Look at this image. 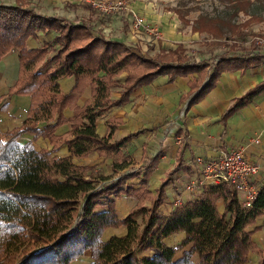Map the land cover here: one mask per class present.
Returning <instances> with one entry per match:
<instances>
[{"label": "trees", "instance_id": "16d2710c", "mask_svg": "<svg viewBox=\"0 0 264 264\" xmlns=\"http://www.w3.org/2000/svg\"><path fill=\"white\" fill-rule=\"evenodd\" d=\"M228 1L235 11L251 3ZM82 5L88 16L76 14L69 19L40 13L35 5H24L21 0L0 3V60L15 50L19 68L5 96L30 97L21 124L0 130V264H71L87 251L90 264H244L250 251L259 255L258 264H264L263 250L251 239L252 231L246 229L264 214V182L257 186L248 207L241 205L230 182H221L198 186L193 199L170 205L165 215L159 206L171 172L155 192L146 188V178L158 156L148 158L149 163L142 162L139 168L144 172L137 187L127 185L126 181L142 170H135L132 159L124 154L137 133L112 140L121 123L116 117L105 121L107 136L96 132L97 120L108 108L127 102L136 87L157 75H168L172 80L195 73L187 103L191 104L208 91L221 70L264 62V49L231 56L227 47L212 68L187 57L181 45L171 52L145 57L132 46L97 32L96 23L103 22L101 14L88 4ZM215 19L200 16L192 31H213L211 27L200 28V21L216 22L213 26L217 32L222 27L236 29L231 19L227 26L226 22L221 24L222 19ZM48 31L56 33L51 40L27 48L28 38ZM216 33L211 34L217 37ZM69 76L73 85L62 92L58 80ZM86 86L91 89L90 98L79 105L77 100ZM113 88H119L117 98H111ZM263 90L264 81L237 98L224 115ZM4 106L0 101V109ZM65 107L72 109L68 118L62 113ZM67 121L71 129L56 134L55 129ZM24 133H32L33 140H20ZM38 137L47 139L51 148H36L33 141ZM62 145H66L67 154L52 155ZM90 152L112 160L110 174L95 173L73 159ZM122 169L126 172L114 179ZM123 195L135 197L138 204L120 217L115 201ZM218 200L223 202L222 211L217 208ZM119 226H125L124 234L103 239L107 228ZM179 232L184 237L175 247L163 241ZM178 251L181 255L176 257ZM193 254L198 255L197 263L192 261Z\"/></svg>", "mask_w": 264, "mask_h": 264}, {"label": "crops", "instance_id": "0c3cea01", "mask_svg": "<svg viewBox=\"0 0 264 264\" xmlns=\"http://www.w3.org/2000/svg\"><path fill=\"white\" fill-rule=\"evenodd\" d=\"M152 1L155 0H140L139 4L134 7L137 9L136 11L141 14L144 13L142 16L147 22L155 23L157 27L160 26L158 27L160 35H154L149 31L142 32V29L137 33L129 32V19L122 11L121 15H124L125 18L119 22L122 23V26L123 23L126 25L124 32L116 33L119 31H115L112 36L106 37L132 46L134 50L145 57L171 52L178 45H181L183 54L187 57L198 63L206 62L212 68L217 62L218 56L212 59L199 56L201 52L199 50L197 52L192 44L186 42L190 37L189 34L182 35L176 32L174 20H168L167 16L152 12V6L155 4ZM53 4L61 5V2L57 0ZM147 5H151V7H147ZM35 7L37 8L36 5ZM139 12L137 13L140 14ZM113 18L114 24L119 23L117 19L120 17ZM105 24L108 23H102V26L106 29ZM117 27L119 28V25ZM190 33L198 32L190 31ZM55 34L54 31L37 32L36 37L27 39L26 46L27 48L40 46L44 41L51 40ZM237 53L244 55L240 52H234L231 56H236ZM18 69L15 50L8 52L1 58L0 96L2 98L0 101L5 104L3 109H0L1 131L20 125L30 103V97L27 94L5 96L9 87L15 83L18 77ZM193 76L196 74L189 73L186 76H177L169 80L168 75H157L148 83L136 87L127 102L108 108L96 123V132L100 136H107L109 129L105 121L113 117L121 120L114 131L112 140L119 139L129 133H137L124 149V154L132 159L131 164L135 170L142 169L139 166L146 156L148 158L154 155L158 156L146 178L147 189L155 192L159 182L171 172V180L165 186V203L163 202L164 204L160 206L161 213L165 215L168 214L170 205L174 207L180 202L195 197L197 189L190 190L186 187L201 178L203 165L196 161L197 158L208 161L216 158L223 151L243 147L246 158L259 166L258 174L253 182L256 186L264 182V90L251 101L224 115L237 98L264 81V62L249 65L243 69L221 70L208 91L195 102L187 104L193 91L190 87ZM119 79L123 81L124 76ZM58 82L62 92H68L74 81L73 77L69 76L60 78ZM90 94L91 89L86 86L77 103L81 105L90 98ZM118 96L119 88H113L111 98ZM62 113L66 118L72 115L70 108H64ZM38 124L42 125L43 123ZM70 129L71 122L67 121L60 124L55 129V133L64 134ZM255 137L258 138L257 142L253 141ZM20 140L23 142L32 141L33 134L24 133ZM33 144L38 149L51 147L49 141L42 137L36 138ZM53 154L57 156L67 154L66 145H62ZM73 159L76 163L86 166L96 165L100 168L99 164L104 158L96 152H90L83 158L74 157ZM109 162L108 160V164ZM147 162L149 163V160ZM104 168L107 169V172L104 173L111 172V169L108 170V165ZM143 172L144 170H140L139 175L129 178L126 183L137 187ZM130 181H133V184ZM115 203L117 213L123 217L133 207L135 199L122 196L116 199ZM217 208L219 211L223 210L222 200L217 201ZM246 229L252 231L251 239L264 252V214L257 216L255 222ZM125 231V226L107 228L104 231L103 239H107L111 235H122ZM183 237L184 233L179 232L164 238L163 241L174 247ZM87 254L91 261L89 251L85 252L83 256ZM178 255L176 254V257ZM259 259L257 253L249 252L244 264H258ZM192 261L198 262L197 254H193ZM74 263L75 261L71 264Z\"/></svg>", "mask_w": 264, "mask_h": 264}, {"label": "rangeland", "instance_id": "374dc122", "mask_svg": "<svg viewBox=\"0 0 264 264\" xmlns=\"http://www.w3.org/2000/svg\"><path fill=\"white\" fill-rule=\"evenodd\" d=\"M15 1L17 0H0V3L14 4ZM59 1L61 2V5L53 4L56 3L57 0H21V2L24 3V5H30L31 3L35 4L37 6L36 10H38L40 13L47 15H64L67 16L69 19H73L76 14L82 17L88 16V10L85 9L82 5V4L86 5V3L84 2L74 3L73 1H69V0H59ZM110 1L119 2L120 5H122L120 10L123 11V14H125L127 18L129 17V28H128L129 32L133 31V33H137V31L141 29L142 32H147L149 31L148 29L149 27L152 26L156 27L155 23L153 24L152 22H147L145 20V18L142 16L144 15V13L141 14L139 11H136L137 9L134 6L138 5L140 0H110ZM250 1L251 3L248 6H246L245 9L235 11L234 4L230 3V1L228 0H155L152 1L153 3H155L152 6L153 8L152 12H154V14L165 15L167 16L168 20H174L176 22V28H174L176 29V32H179L182 35L183 34L190 35L188 39L190 41L187 40L186 42L192 44L194 50L196 51L199 50L201 52L199 56L202 55L205 56V58L212 59L219 56V54L223 52V51L220 52V50H224V48L227 49V47L231 51V53L241 52L240 54H246L253 51L257 52L260 48L264 49V43H261L264 42V0H250ZM75 5H80V7L76 9L74 8ZM147 7H151V5H147ZM129 9L130 10L133 9L136 13L137 12L140 13L139 15L144 18V22L142 23V25L140 26L133 25L130 12L126 13V10ZM98 13L101 14L100 12ZM100 16L103 22L96 23L95 30L97 32L102 33L104 36H109V37L115 34V31H119L116 33L124 32L126 25L123 23L122 26V23L119 22L121 21L122 18H125L124 15L112 13V14H101ZM200 16H207L209 18H212L213 20H216L215 18L217 19L220 18L223 20L221 24L225 23L228 19H231V22L232 24H235L236 29L234 31H229L226 27H222L221 32H217V29L215 28L217 26L216 22L211 23V21L209 22L200 21L199 22V27L201 26L200 28H202V26L203 28L205 27L214 28L213 31L215 33L217 32L215 35H217L218 38L212 36L211 33H213V31H209L207 29H202L203 31L195 34L192 33L194 34V36L192 37L190 31H192V26L197 25L196 20ZM113 17H120V19H117L119 23L114 24L115 21H113L114 20ZM105 22L108 23L105 24L106 29L104 28V26H102V23ZM231 22H229V24H231ZM226 24L227 22L225 23V25ZM118 25L119 28L117 27ZM241 35L244 38H242ZM122 76H124V74H121L119 78H122ZM65 108H70V107H65ZM50 148H46V149H50ZM54 152L55 151L52 152V155H54L53 154ZM103 158H104L103 161L99 164L100 168L97 167L96 165H91L88 167L91 168V170L95 173L98 172L104 175L110 174L111 172L104 173L107 172V169L104 168V166L108 165L109 166L108 170H110L112 160L107 157H103ZM108 160L110 161L109 164H108ZM147 161H148V156H146L143 162H147ZM101 168H103V170H101ZM125 172L126 170L123 169L119 170L117 173L114 174L113 178L116 179L118 176L124 174ZM130 182L131 184H133V181ZM125 184L129 185L128 183ZM126 197L134 198L135 204L133 205V207L137 206L138 200L135 197L132 196H126ZM163 202L165 203V198ZM136 218L137 220H140V215L136 216ZM175 246L176 245H174V247ZM176 254L181 255V251H178ZM81 257L82 258L80 257L77 258L74 264H90V258L88 254L86 256H81Z\"/></svg>", "mask_w": 264, "mask_h": 264}, {"label": "built area", "instance_id": "2783aa9c", "mask_svg": "<svg viewBox=\"0 0 264 264\" xmlns=\"http://www.w3.org/2000/svg\"><path fill=\"white\" fill-rule=\"evenodd\" d=\"M69 1H73L74 3L84 2L101 14H115L122 7L119 2L110 0ZM129 12L133 21V25H142L144 18L136 13L133 9L126 10V13ZM148 29L149 32L153 33L154 35H160V30L157 26H152ZM253 141L257 142L258 138L255 137ZM196 161L203 165L201 178L192 182L186 188L192 190L201 185L230 182L237 191L241 205L243 207H248L251 205L258 192V187L253 181L255 176L258 174L259 166L246 158L243 147H235L227 151H223L216 158L210 159L208 161H203L199 158H197Z\"/></svg>", "mask_w": 264, "mask_h": 264}]
</instances>
